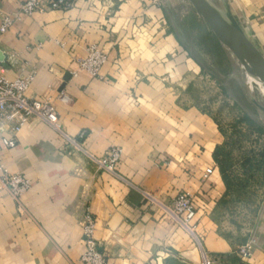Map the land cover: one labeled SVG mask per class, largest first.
<instances>
[{
	"label": "crops",
	"instance_id": "crops-1",
	"mask_svg": "<svg viewBox=\"0 0 264 264\" xmlns=\"http://www.w3.org/2000/svg\"><path fill=\"white\" fill-rule=\"evenodd\" d=\"M24 1L0 0V25L3 16L19 17L0 35V75H33L27 96L49 100L57 125L32 120L0 154V174L31 183L18 201L0 185V264H84L86 212L108 264H264V232L238 239L235 219L217 216L230 200L214 159L222 136L199 109L176 104L175 83H185L191 64L195 74L202 69L159 1L112 0L103 8L76 0L66 11L32 16L20 14ZM206 1L264 57V0ZM91 45L107 57L99 76L71 77ZM112 148L121 156L108 171L99 161ZM180 192L196 205L188 228L164 211Z\"/></svg>",
	"mask_w": 264,
	"mask_h": 264
},
{
	"label": "rangeland",
	"instance_id": "rangeland-1",
	"mask_svg": "<svg viewBox=\"0 0 264 264\" xmlns=\"http://www.w3.org/2000/svg\"><path fill=\"white\" fill-rule=\"evenodd\" d=\"M158 1L174 27L176 39L202 69L195 74L197 68L191 64L185 83H175V93L179 94L176 104L199 109L213 120L222 136L216 165L228 186L230 200L222 204L217 216L226 212L235 219L231 230L238 239L262 233L264 97L260 87L249 83L243 60L213 34L188 0ZM176 71V76H181ZM169 209L164 207L172 217Z\"/></svg>",
	"mask_w": 264,
	"mask_h": 264
},
{
	"label": "built area",
	"instance_id": "built-area-1",
	"mask_svg": "<svg viewBox=\"0 0 264 264\" xmlns=\"http://www.w3.org/2000/svg\"><path fill=\"white\" fill-rule=\"evenodd\" d=\"M75 1L26 0L20 6V14L32 16L35 13L46 11H66L72 8ZM99 1L103 8L109 3L112 4V0ZM18 19V15L3 16L0 35L6 34L14 21ZM106 61V55L96 45H91L86 50V56L79 60L78 70L71 72V77L76 78L82 75L89 79L97 78ZM33 80V75H21L13 81L6 80L0 75V154L16 146L18 134L32 120L42 121L53 127L57 125L56 108L49 100H37L27 96L28 88ZM57 99L64 105L70 104L71 101L64 92H59ZM120 156L121 150L112 148L109 155L99 161V164L102 168L113 171L120 160ZM212 172L211 169H207L201 178V182L205 183ZM0 185L15 201H18L31 187V183L27 178L19 174H10L6 170H3L0 174ZM83 208L86 209L85 201ZM169 212L177 222L188 228L196 215V205L193 197L188 193H179L173 199ZM80 226L83 231L85 248L81 256V262L84 264H108L106 256L100 251L98 243L93 237L95 222L87 212L81 218ZM240 253L243 258H248L250 247L242 248ZM202 264L213 263L205 258Z\"/></svg>",
	"mask_w": 264,
	"mask_h": 264
},
{
	"label": "water",
	"instance_id": "water-1",
	"mask_svg": "<svg viewBox=\"0 0 264 264\" xmlns=\"http://www.w3.org/2000/svg\"><path fill=\"white\" fill-rule=\"evenodd\" d=\"M205 20L211 31L223 41L235 56L247 63L264 90V57L231 18L222 16L206 0H188ZM4 58L0 56V62Z\"/></svg>",
	"mask_w": 264,
	"mask_h": 264
},
{
	"label": "bare ground",
	"instance_id": "bare-ground-1",
	"mask_svg": "<svg viewBox=\"0 0 264 264\" xmlns=\"http://www.w3.org/2000/svg\"><path fill=\"white\" fill-rule=\"evenodd\" d=\"M219 13V12H218ZM221 15V17L223 16L221 13H219ZM233 55V54H232ZM235 59V58H234ZM244 64V69L246 70V75H247V79L249 81V83L258 85L260 87V93L261 96L264 97V90L262 89L258 79L256 78L252 68L247 64V63H243ZM258 92V91H257Z\"/></svg>",
	"mask_w": 264,
	"mask_h": 264
},
{
	"label": "trees",
	"instance_id": "trees-1",
	"mask_svg": "<svg viewBox=\"0 0 264 264\" xmlns=\"http://www.w3.org/2000/svg\"><path fill=\"white\" fill-rule=\"evenodd\" d=\"M218 155H219V152H218V150H216V152L214 154V159L216 162H218Z\"/></svg>",
	"mask_w": 264,
	"mask_h": 264
}]
</instances>
